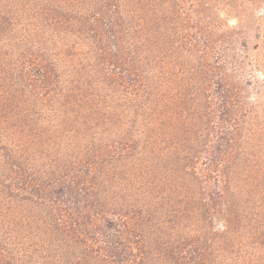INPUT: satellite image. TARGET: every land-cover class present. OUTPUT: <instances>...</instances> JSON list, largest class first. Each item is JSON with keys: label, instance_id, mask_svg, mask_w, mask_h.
Returning a JSON list of instances; mask_svg holds the SVG:
<instances>
[{"label": "rangeland", "instance_id": "obj_1", "mask_svg": "<svg viewBox=\"0 0 264 264\" xmlns=\"http://www.w3.org/2000/svg\"><path fill=\"white\" fill-rule=\"evenodd\" d=\"M48 2L50 0H36L35 4L40 8ZM166 2L169 22L161 31L166 102L171 103L183 80L185 89L187 86L196 87L198 101L197 106L190 104L188 110H174L172 106L166 109L167 118L161 124H164L167 138H161L172 143L161 145L162 151L157 149L154 153L149 150L150 130L157 129L160 122L148 120V107L134 104L125 93L112 96L115 100L114 122H91L87 126L83 122H66L63 107L66 88L70 85V76L77 70L79 59L83 58L82 54L87 53L89 57L86 58L92 60L89 40L81 34L66 33L64 23L59 26L49 20L46 22L43 15L22 10L20 3L18 21L9 29L14 39L10 43L13 49L9 60H15L28 46L45 55L56 67L54 70L59 80L49 98L29 95L34 116L31 124L36 129L37 139L28 154L31 159L29 156L30 160L19 162L24 168H31V173L42 182L49 181L50 178L63 177L70 164L88 155L89 147L128 143L133 149L127 156L108 160L102 168L100 183L107 190L102 200L111 209L119 210L116 212L123 210L124 213L138 201L150 203L156 206L159 215L168 219L177 203L171 187L175 188L183 176L179 165L182 152L171 146H179L178 142L183 138L186 141H182V145L192 144L196 138L207 142L196 165L197 171L202 173L205 158L209 156L206 150L210 151L223 141L219 140L223 132L220 127L226 116L222 112L216 84L224 78L225 87L237 93L236 99L243 105L239 109L242 108L244 114L238 125L244 146L229 194L243 206L244 214H249L252 222L242 219L241 228L231 235L226 250H223V239L216 238L210 264H264V244L258 242L254 234L259 228L264 230V0ZM54 5L66 9V0H55ZM189 34L193 37L188 39ZM67 44L69 48H66ZM71 47H74L72 53L75 56L67 57L66 49ZM190 78L194 81L188 82ZM224 126V130H229V126ZM19 139V135L12 136L9 141L1 143L4 137L0 134V148L7 145L8 154H14L19 151L16 147ZM7 152L0 149V249L7 253L5 258L0 257V264H83L84 257L85 264H108L94 251L96 249L76 244L66 236V230L56 222L60 208L49 199L29 198L15 190L10 193L6 181L12 160L7 157ZM106 177H111L112 181L106 182ZM155 177L162 180L165 192L163 195L145 194L143 189L147 181ZM204 182L201 186L194 180L190 187L197 193L200 189L203 192L206 186L215 190V181L208 185ZM197 198L201 196L197 195ZM184 208L181 206V211ZM198 213L188 214L190 218H180L182 215L179 214L177 223L181 225L177 232L191 237L202 230L198 236L208 234L211 239L215 233L207 222L197 221L201 219ZM257 213H261L263 219L257 220ZM218 226L216 223L215 227ZM162 242L163 235H153L148 240L146 247L151 255L144 264H166L156 254Z\"/></svg>", "mask_w": 264, "mask_h": 264}, {"label": "trees", "instance_id": "obj_2", "mask_svg": "<svg viewBox=\"0 0 264 264\" xmlns=\"http://www.w3.org/2000/svg\"><path fill=\"white\" fill-rule=\"evenodd\" d=\"M20 3L22 10L43 15L46 22L49 20L59 26L64 23L66 33L81 34L89 40L92 60L86 58L89 57L87 53L82 54L83 58L79 59L77 70L70 76V85L66 88V104L63 105L66 122H83L85 126L91 122H114L115 100L112 96L122 92L130 96L129 100L134 104L148 107V120L160 122L157 129L150 130V152L157 149L160 152L161 145L172 143L162 139L167 138L164 124H161L167 118L166 109L170 106L174 110L191 109L190 104L197 106L198 94L191 84L185 89L183 80V86L180 82L175 90L171 105L166 102L163 82L166 78L161 59L164 52L161 31L169 22L166 0H66V9L54 5L55 0L40 8L35 4L36 0H20ZM20 3L0 0V134L4 137L1 143L9 141L12 136L20 137L16 146L19 151L14 154H8L5 144L0 148L12 160L6 181L9 184H5L7 189L10 193L15 190L33 199H49L60 208L56 222L66 230V236L76 244L96 249L94 251L108 264H144L151 255L146 246L153 235H163L162 246L157 248L156 254L166 264H210L216 238L223 239L225 246L222 247L226 250L231 235L241 228L242 219L252 222L250 215L244 214L243 206L229 194L244 146L238 126L244 117L242 108L239 109L243 105L236 99L237 93L225 87L224 78L216 84L222 112L226 116L220 127L223 132L219 140L223 141L210 151L206 150L209 156L205 158L202 173L197 171L196 165L207 142L196 138L192 144L182 145V141H186L183 138L178 142L179 146H171L182 152L179 165L183 176L175 188L171 187L177 203L168 219L159 215L156 206L150 203L138 201L124 213L123 210L116 212L119 210L111 209L102 200L103 194H107L100 183L102 168L108 160L127 156L133 149L128 143L89 147L88 155L70 164L63 177L42 182L31 173V168H24L19 162L31 159L28 154L37 139L36 129L31 124L34 116L29 95L49 98L56 90L59 75L45 55L28 46L15 60H9L13 49L10 43L14 41L9 29L18 21ZM191 37L189 34L188 39ZM66 48H69L68 44ZM73 50L74 47L66 49V56H75ZM193 81L190 78L188 82ZM224 124L229 130H224ZM11 130L13 134L9 133ZM189 177L191 180L188 181ZM105 180L111 182L112 178L106 177ZM194 180L201 186L204 181L206 185L215 181V190L206 186L203 192L200 189L197 193L190 187ZM163 186L162 180L155 177L147 181L143 190L152 196L155 193L163 195ZM197 195L201 198L198 199ZM181 206L185 207L183 211ZM197 212L201 218L197 221L207 222L215 233L211 239L208 234L198 236L202 230L191 237L178 234L177 228L181 225L177 223L178 215L190 218L188 214ZM256 217L257 220L263 219L261 213ZM216 223H219L218 227H215ZM262 229L254 234L255 239L264 244ZM6 254L1 248L0 257L3 259ZM83 260L85 264L86 257Z\"/></svg>", "mask_w": 264, "mask_h": 264}]
</instances>
